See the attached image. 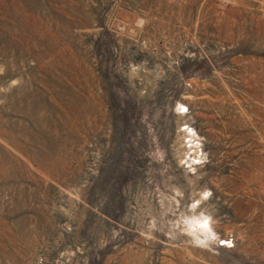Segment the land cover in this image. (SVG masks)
<instances>
[{
  "label": "rangeland",
  "instance_id": "1",
  "mask_svg": "<svg viewBox=\"0 0 264 264\" xmlns=\"http://www.w3.org/2000/svg\"><path fill=\"white\" fill-rule=\"evenodd\" d=\"M0 264H264V0H0Z\"/></svg>",
  "mask_w": 264,
  "mask_h": 264
}]
</instances>
